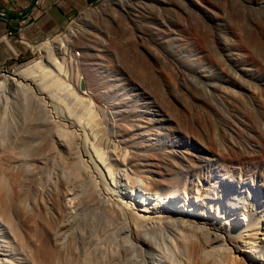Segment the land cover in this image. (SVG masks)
Returning a JSON list of instances; mask_svg holds the SVG:
<instances>
[{
  "label": "bare ground",
  "instance_id": "1",
  "mask_svg": "<svg viewBox=\"0 0 264 264\" xmlns=\"http://www.w3.org/2000/svg\"><path fill=\"white\" fill-rule=\"evenodd\" d=\"M117 1L106 0L90 10L67 34L42 43L38 48L41 59L8 71L0 79V264H264L261 214H244L241 204L230 200H201L208 194L200 192L201 183L196 185V191L194 185L187 184L193 182L192 176L205 178L200 172L215 175L199 171L200 167L209 168L207 164H217L215 170L227 167V160H231V165H240L246 154L261 160L264 154L260 146L248 137L236 143L233 134H229V157L218 152L213 158L204 157L206 163H195L189 169L181 150L175 149L170 155L166 152L167 145L164 148L165 144L154 142L160 139L159 129L164 131L165 122L173 117L163 112L153 92L146 88L143 101L125 96L121 99L119 104L130 103V109L115 111L116 119L123 121L116 131L101 127L104 120L96 117L99 109L92 107L95 97L103 100L110 93L124 95L125 88L119 74L104 63V53L98 52L85 57L87 68L100 69L107 75L99 77L101 81L94 78L95 84L86 90L80 91L79 83L70 89L74 97L83 103L88 100L92 106L87 108L84 103L86 108L77 112L63 100L64 105L52 109V102L56 101L40 73L49 67L60 72L67 64L76 67L80 59L77 60L74 42L91 49L90 41L94 44L93 32L88 30L90 22L104 16L106 7L117 6ZM185 1L196 2L204 22H211L216 33L213 35L214 30L212 34L206 33V27L203 31L201 26L192 28L195 30L192 32L189 22L172 18L162 19L160 26H156L154 38L160 41L159 49L164 52L160 60L167 66L162 70L170 77L173 93L178 94V88H187L185 67L194 71L195 76L198 74L208 89L201 86L205 89L201 93V88L199 91L193 86L196 90L191 91H197L189 95L193 106L209 105V101L215 102L218 97L232 113L220 118L224 129L235 121L233 115L238 116L242 103L249 108L261 107L264 113V60L258 61L255 56L264 48L261 50L259 46L261 51L252 54L253 36L245 38L246 33H241L238 25V32L244 34V38L240 37L234 26L231 28L224 21L218 3H227L226 0H178L182 16H187L182 10ZM159 2L161 6L168 4L166 0ZM261 3L257 7L264 9ZM130 18L136 22L135 17ZM258 29L261 37L256 44L264 38V29ZM211 45L222 56L218 61H212L211 53L204 48ZM169 46H175L181 57L167 53ZM148 60L155 61L149 57ZM76 100L78 105L80 101ZM155 109L161 113L158 118L153 117ZM145 117L154 121L148 127L143 126ZM230 129L236 131L232 126ZM175 135L179 143L183 138ZM196 147L206 146L196 143ZM153 154L157 157H152ZM251 165L254 167L246 169L257 171L261 166ZM161 167L171 171H162ZM258 234L262 235L259 236L262 245L256 239Z\"/></svg>",
  "mask_w": 264,
  "mask_h": 264
},
{
  "label": "rangeland",
  "instance_id": "2",
  "mask_svg": "<svg viewBox=\"0 0 264 264\" xmlns=\"http://www.w3.org/2000/svg\"><path fill=\"white\" fill-rule=\"evenodd\" d=\"M159 1L156 0V2L152 4V2H150L149 0H118L117 6L113 5L112 7L111 5L109 6V9H107L108 7H106L104 14H103L104 16H106L105 19H104V16H102L101 18H98V19L96 18L99 21L94 19L93 21L90 22V25L91 23L92 25L89 26L88 30L93 32L91 35L93 37L92 41L94 44L92 45V42L90 41L89 45H91V49L86 48V47L84 48L83 43L74 42L75 44L74 51H76L75 54H76L77 60L80 59L79 62L76 60V62H78L76 63L78 66L75 65L76 67L72 66L74 68H71V66L69 67L68 66L69 64H67L62 72L58 71V69L52 70L49 67L40 73V76L45 81L44 85L47 87L49 92L53 94L54 99L56 101V102H52V105H51L52 109L55 111L56 106L58 105L61 106V104L64 103L63 100L68 101L69 102L68 104L70 106H73V108L77 112L78 110L81 111L86 108V107L85 108L83 107L84 103L87 106V108L88 106L89 107L92 106L91 105L92 103L90 101L88 102V100H85L87 102L84 101L83 103L82 100L80 101L76 97H74L70 93V89L72 87H76L75 85L79 83L80 84L79 90L80 91H83L84 89L86 90L88 86L92 87V85L95 84V79L98 80L99 77L101 78L103 75L105 76L107 75L105 72L100 71V69L99 71H96V70H90L89 68H87L89 67V65L86 64L87 58H85V57H89V54L91 53H95V52L104 53L102 54L104 63L107 66H109L110 69L112 68L111 69L112 71H114L115 73L117 72L119 74L122 80L121 81L122 87L125 88V93H123L124 95H120V96L115 95V93H110V96L105 97L106 99L103 98V100L102 98L98 99L95 97L94 103H93L94 106L92 107L94 108L97 107L96 110L99 109L98 110L99 113L98 111H96L99 114V116H96V117H98L100 120L101 119L104 120V121L101 120L102 121L101 122L102 124L100 123L101 127L103 126L104 128H107L106 126H108L111 128V131L112 130L116 131L119 128V126L122 125L123 123L122 120H117L118 117L116 115V112L118 110H122L123 107L126 110L130 109V103L128 105L119 104L121 99L124 98L125 96V98L131 97V98H134L135 100H138L139 102L141 100L143 101L145 99V94L143 93V90L144 88H146L153 92V98H155L156 101L162 106L163 112L165 111L166 113H168L169 115L173 117V120H168L165 122L164 131L163 129L161 130L159 129L160 139L159 140L157 139V141H154V142L158 145L165 144L164 148L167 145L166 152L170 155L173 154V150L175 149L181 150L182 153H184L182 154L183 157L185 158L184 163L185 164L187 163V165L189 166V169L193 168L192 165H194L195 163L196 164L206 163L204 162V159H203L204 157L213 158L214 154L218 152L219 153L223 152L225 155H228L227 157H229L230 156L229 140L231 137L229 136V134L231 135L233 134V137H234L233 141L236 143H239L240 141H242L244 137H248L251 142H254L258 146H260L262 153L264 154V113L261 107L249 108V107H245L247 104L242 103L241 107L243 106L242 107L243 109L240 108L241 111L239 112L238 116L233 115V119H235V121L230 123V126H232L236 130V131H233L232 129H230V126H226L224 129V125L219 123L220 118L225 117V115L229 116L230 114H232L230 111H228L225 108V104L220 98L218 97L215 98L216 99L215 102L209 101L208 102L209 105L208 104H203V105L194 104V106L192 105V103L194 102L189 100L190 99L189 95H192L193 92L196 93L197 91L192 92L191 90H196V88H198V90L200 91V88H201V93H202V90L205 88V86L207 87L206 84L203 85L204 81H202V79L199 78L198 74L197 76L194 75L196 74L194 73V71L183 67L186 77H187L185 82H188V83H185V85L187 84L186 86L188 89L185 88L184 90L183 87L178 88L179 93L178 92H177L178 94L173 93L171 85H170V77L167 76L162 70L163 67H164L163 69L165 68L167 69V66L164 64L163 61L160 60L164 52L161 49H159L160 41L155 39L157 38V36H155L156 34L154 33L156 31L155 30L156 26L157 27L160 26L159 23L161 22L162 19L172 18L174 20H181V21L183 20L186 23L189 22L188 27H189V30H191L192 32L195 31L193 30L194 28L196 27L199 28L200 26H201V30L203 27V31L205 30V27H206V30L208 31L210 30L209 32L205 31L206 33H209V34L213 33L214 35L216 31L213 26L211 27V22L209 23L204 22L202 13H200V11L196 8L198 7L196 2H193L195 3L193 5V3H189L188 1H185L186 6H182V10H185L187 12V16L184 14L182 16L181 13L183 12L177 6L178 0H166V2L168 3L166 6H161ZM213 1L216 2L218 0H213ZM221 1L222 0H219V2ZM226 1L227 3L226 2L225 3L223 2V4L218 3L222 11V14H223L222 18L224 19V21L227 22V24H229L231 28L232 26H234L236 29L234 27L233 29L236 30L237 32L240 29L241 33H246L245 35L243 34L245 38L251 39V37L253 36L255 40L252 38L254 41L252 40L253 42H251V45H250L251 46L250 50L251 52H253L252 54H255L257 50L258 51L263 50L264 38L261 39V42H257V44L259 45H257L255 41H260V37H261L258 31L260 29L258 28L260 27L261 29H264V22H259L262 20L264 21V9L258 8L259 5H257L258 2L264 3V0H258V1L257 0H241V3H243L242 5L240 2H239V5H237L238 1L240 0H237V2L235 0H226ZM250 1L251 2L253 1V2L251 3ZM105 2L106 0H96L92 5L85 8L82 12L78 13L77 15H75L70 20L66 28H64L61 31L53 33L52 35H50V37L59 38L67 34L69 30L71 29V27H73L76 24V22H78L87 12H89L90 10L94 8L99 7ZM231 2L235 3V5ZM228 3L233 4L234 6L229 5ZM221 4L223 5L222 7L225 6L224 8L225 10L232 7L233 11L232 9H230V10H227L225 13L224 12L225 10L221 7ZM149 6L150 7L153 6V8L152 7L150 8ZM144 12L148 14H145ZM227 12H229L230 15L227 14ZM235 14L237 16L236 18H235ZM231 15L232 17L234 16L233 19ZM129 16L130 17L133 16V18L135 17L134 20H136V22L135 21L132 22ZM231 20L233 21V23L236 22L235 25L230 24L232 23ZM237 20L241 21V23L237 24L239 22V21L237 22ZM243 20L245 22L244 24H243ZM191 21L192 23H190ZM240 24L243 25V27L245 25V27L243 28ZM238 25L241 28H239ZM250 29L252 30L250 31ZM211 30H214L215 32L211 33ZM243 30H246V32ZM254 32L256 34L258 33L257 35L259 36L257 37V35ZM94 33H96V35ZM241 33H239L240 37L242 36V38H244V36ZM247 33L249 36L247 35ZM50 37L48 36L47 38L43 39L40 43L36 44L35 47L30 48L28 52L22 57H19L18 59L13 60L12 62L8 63L3 68L0 67V79L4 77V73H7L8 71L9 72L13 71L15 68L17 69L23 64L28 63L30 61L41 59V53L39 52L38 48L39 46L42 45V43H44ZM96 38L98 39L95 40ZM103 41L105 42L106 45L103 44L104 43ZM79 44L83 45V47H81ZM254 44L258 47V49H256L257 47ZM107 45H109L108 47L110 48H108ZM93 46H95L96 48ZM153 46L157 48L156 51H155V47ZM204 48L211 53L212 61H218L219 58L222 57L221 54L218 52V50L214 46L211 45V46H206ZM101 49L102 50L106 49V51H100ZM177 50L178 49L175 46H169V49L167 48V53H169L172 57L179 58L181 56ZM150 51H152L154 54ZM79 52L81 53L80 55L78 54ZM263 52L264 50L262 52H259L261 54L259 53L255 54V56L257 55L256 57L259 59L258 61L264 60ZM159 53L161 55H159ZM147 54H148L149 59L151 58L152 60L154 59L155 61L154 62L149 61ZM104 56H107L108 58ZM156 63H158L159 65ZM93 65L95 66V64ZM95 67H97V64ZM89 71H91V73ZM93 71H96L97 74ZM80 75H81V78H80ZM98 81H101V80H98ZM189 83L192 85H190ZM188 84H189V87H188ZM193 86H196V88H194ZM201 86H203L204 88ZM204 90H203V93L205 92ZM184 91H187V93H190V94H183L182 92ZM206 91H208V89H206ZM61 97L63 98L59 100L58 98H61ZM64 97H67L69 100H67V98L65 99ZM185 98L188 100H186ZM74 99L75 100L77 99L76 101H80V103H78L77 105V102H75ZM115 100L117 103L115 102ZM146 100H149V99H146ZM107 101L110 104L107 103ZM74 102L76 103L75 104L76 106L74 105ZM81 102L83 104H81ZM262 105H264V103ZM100 109L101 110L105 109L104 111L108 113L110 117L109 116L106 117L105 116L106 113H104V111H100ZM152 111L154 113L153 117L158 118L161 116V113L158 112L156 109ZM102 113H104V115ZM109 113H113L114 116L112 114L111 116ZM142 121H143V126H147V127L151 125V122H154V121H148L146 117L142 119ZM128 130L131 131L132 128L128 127ZM175 134H179L180 136H182L183 141L181 140L178 143V137H176ZM113 139L115 138L113 137ZM115 141H118V140L115 139ZM118 142L120 143V141ZM196 143L199 145L200 143H203L206 147L198 149L196 147ZM121 144L125 145L123 143ZM152 157L156 158L157 156L153 154ZM230 161L231 160H227V164H228L227 167L224 166V168H220L216 170L214 166L217 164H214V165L207 164L210 166L207 169L200 167L199 171H211V173L215 175L208 176L207 173L200 172V174L205 175L204 176L205 178L199 179L198 177L192 176L193 182L188 181L187 184L191 186L194 185L196 187L195 188V191H196L198 182L201 183L198 186L200 189V192L207 191L206 194L208 193L207 195L201 197V200L210 201L212 198L217 201L218 200H230L233 203H240L241 212H243L244 214L247 213L248 215H253V216H257L261 214V218H264V157L261 160H258L256 157L252 158L251 156L246 154L244 158H241L240 165L238 164L231 165ZM212 162L213 160L210 161V163ZM251 164H254V165L260 164L261 166L260 168H258L257 171H252L251 169L247 170L246 167H251V168L254 167ZM170 169L171 168L164 167L161 170L171 171ZM213 171H217V173H214ZM182 182L184 184L185 178L183 179ZM260 229L261 231L264 230V220L263 219L261 222ZM259 236L261 237L262 235L258 234V236H256V239L258 242L260 241V245H262L261 238ZM247 253H249V251H247ZM247 253L245 255H248ZM242 254L243 253L241 251L240 256H242Z\"/></svg>",
  "mask_w": 264,
  "mask_h": 264
},
{
  "label": "crops",
  "instance_id": "3",
  "mask_svg": "<svg viewBox=\"0 0 264 264\" xmlns=\"http://www.w3.org/2000/svg\"><path fill=\"white\" fill-rule=\"evenodd\" d=\"M33 0H0V12L19 15ZM96 0H37L25 17L0 16V67L25 55L33 45L66 28L70 20Z\"/></svg>",
  "mask_w": 264,
  "mask_h": 264
},
{
  "label": "water",
  "instance_id": "4",
  "mask_svg": "<svg viewBox=\"0 0 264 264\" xmlns=\"http://www.w3.org/2000/svg\"><path fill=\"white\" fill-rule=\"evenodd\" d=\"M36 2H37V0H33V1H32V5H31V7H30L28 10H26L25 12L20 13L19 15H11V14H6V13H4V12H0V16H1V17H4V18H7V19L23 18V17H25L29 12H31V10H32L33 7L35 6Z\"/></svg>",
  "mask_w": 264,
  "mask_h": 264
},
{
  "label": "built area",
  "instance_id": "5",
  "mask_svg": "<svg viewBox=\"0 0 264 264\" xmlns=\"http://www.w3.org/2000/svg\"><path fill=\"white\" fill-rule=\"evenodd\" d=\"M50 37V36H49ZM33 47H35V45H33Z\"/></svg>",
  "mask_w": 264,
  "mask_h": 264
}]
</instances>
